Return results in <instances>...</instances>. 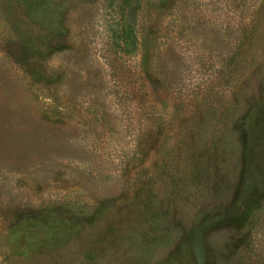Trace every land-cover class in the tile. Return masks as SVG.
I'll list each match as a JSON object with an SVG mask.
<instances>
[{
	"label": "rangeland",
	"instance_id": "obj_1",
	"mask_svg": "<svg viewBox=\"0 0 264 264\" xmlns=\"http://www.w3.org/2000/svg\"><path fill=\"white\" fill-rule=\"evenodd\" d=\"M0 264H264V0H0Z\"/></svg>",
	"mask_w": 264,
	"mask_h": 264
}]
</instances>
